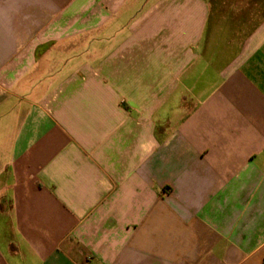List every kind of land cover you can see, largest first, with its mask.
<instances>
[{
	"label": "crops",
	"instance_id": "obj_1",
	"mask_svg": "<svg viewBox=\"0 0 264 264\" xmlns=\"http://www.w3.org/2000/svg\"><path fill=\"white\" fill-rule=\"evenodd\" d=\"M0 264H264V0H0Z\"/></svg>",
	"mask_w": 264,
	"mask_h": 264
},
{
	"label": "clouds",
	"instance_id": "obj_2",
	"mask_svg": "<svg viewBox=\"0 0 264 264\" xmlns=\"http://www.w3.org/2000/svg\"><path fill=\"white\" fill-rule=\"evenodd\" d=\"M152 143H153V147H155L156 146V142L153 141ZM143 147H144V145H141V148H143Z\"/></svg>",
	"mask_w": 264,
	"mask_h": 264
},
{
	"label": "built area",
	"instance_id": "obj_3",
	"mask_svg": "<svg viewBox=\"0 0 264 264\" xmlns=\"http://www.w3.org/2000/svg\"><path fill=\"white\" fill-rule=\"evenodd\" d=\"M87 260H90V257H87Z\"/></svg>",
	"mask_w": 264,
	"mask_h": 264
}]
</instances>
